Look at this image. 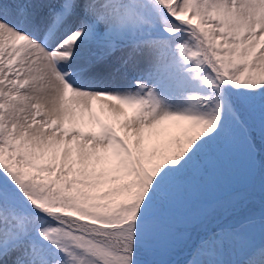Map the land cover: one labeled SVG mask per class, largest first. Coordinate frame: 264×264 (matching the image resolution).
<instances>
[{
  "label": "snow or ice",
  "instance_id": "snow-or-ice-1",
  "mask_svg": "<svg viewBox=\"0 0 264 264\" xmlns=\"http://www.w3.org/2000/svg\"><path fill=\"white\" fill-rule=\"evenodd\" d=\"M0 264H264V0H0Z\"/></svg>",
  "mask_w": 264,
  "mask_h": 264
},
{
  "label": "rangeland",
  "instance_id": "rangeland-1",
  "mask_svg": "<svg viewBox=\"0 0 264 264\" xmlns=\"http://www.w3.org/2000/svg\"><path fill=\"white\" fill-rule=\"evenodd\" d=\"M243 180H244V165L243 162L241 160H237L233 170L222 173L218 176V183L217 185L204 193L205 197H209V198H217L218 196H221L220 193H225L228 188L232 185H243ZM230 194L227 195V197ZM232 195V194H231ZM234 197V195H232ZM254 198L257 201H260V194L257 193H252L249 195L248 198V206H253V207H258V205L256 206L255 204H252L250 199ZM174 259H180L179 254H177Z\"/></svg>",
  "mask_w": 264,
  "mask_h": 264
},
{
  "label": "trees",
  "instance_id": "trees-1",
  "mask_svg": "<svg viewBox=\"0 0 264 264\" xmlns=\"http://www.w3.org/2000/svg\"><path fill=\"white\" fill-rule=\"evenodd\" d=\"M246 193V189L244 188L243 185H235V184H232L228 190L225 192V193H220L221 196H218L216 199H225L227 198V195L228 194H232L234 195V197H240L242 194H245ZM251 201H254V202H251L252 204H255L256 206L258 205L259 206V202L260 201H257L256 199L254 198H251L250 199Z\"/></svg>",
  "mask_w": 264,
  "mask_h": 264
}]
</instances>
